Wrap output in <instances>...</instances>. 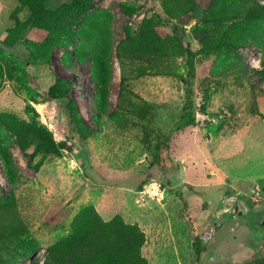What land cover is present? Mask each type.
I'll return each mask as SVG.
<instances>
[{"label":"rangeland","instance_id":"1","mask_svg":"<svg viewBox=\"0 0 264 264\" xmlns=\"http://www.w3.org/2000/svg\"><path fill=\"white\" fill-rule=\"evenodd\" d=\"M37 1L0 0V264H67L59 243L110 220L145 264H264V0H88L63 28L39 16L70 0ZM47 131L65 148L36 151Z\"/></svg>","mask_w":264,"mask_h":264},{"label":"trees","instance_id":"2","mask_svg":"<svg viewBox=\"0 0 264 264\" xmlns=\"http://www.w3.org/2000/svg\"><path fill=\"white\" fill-rule=\"evenodd\" d=\"M44 0H38V3H43ZM89 7L88 0H70L62 4L51 19L39 16L41 25L54 23L59 27H72L78 22V18ZM264 10V6H259ZM45 22V23H43ZM182 24H174L173 31L176 37L180 38L179 29ZM225 45H230L229 43ZM189 55L191 52L188 51ZM189 68L193 69V63L189 58ZM65 80L60 77L55 78V82L48 88L47 97L56 102H64L66 106L65 113L67 124L71 132L77 133V130L83 129L81 119H76L72 115V108L74 109V101H72L67 94V86ZM70 84V83H69ZM70 102V104H69ZM192 102H188L185 110L187 111L186 123L194 122V114L192 113ZM63 110V107L61 105ZM81 125V128H80ZM64 142H55L52 138L51 132L47 131L43 134L41 141L36 146L37 150H44L45 152H55L58 149L65 148ZM157 164L159 168L166 166L173 167L175 163L168 153V140L162 141L158 145ZM39 165H36L38 168ZM77 222H75L76 224ZM80 229V228H79ZM143 242L142 234L136 227L123 225L116 220L108 222L98 221L91 223L86 229L73 232L66 241H62L59 245H64L65 253L64 259L67 264H145L143 258L139 255L138 249ZM198 238L195 240V247H198ZM56 247V246H55ZM52 254V248L48 251ZM43 264H51V261H45Z\"/></svg>","mask_w":264,"mask_h":264},{"label":"built area","instance_id":"3","mask_svg":"<svg viewBox=\"0 0 264 264\" xmlns=\"http://www.w3.org/2000/svg\"><path fill=\"white\" fill-rule=\"evenodd\" d=\"M249 197L254 202H261L262 200H264V193L262 187L256 185Z\"/></svg>","mask_w":264,"mask_h":264},{"label":"water","instance_id":"4","mask_svg":"<svg viewBox=\"0 0 264 264\" xmlns=\"http://www.w3.org/2000/svg\"><path fill=\"white\" fill-rule=\"evenodd\" d=\"M246 209V207L245 206H240L239 204H236L235 206H234V210H233V212L236 214V215H240V214H242L243 213V211Z\"/></svg>","mask_w":264,"mask_h":264},{"label":"crops","instance_id":"5","mask_svg":"<svg viewBox=\"0 0 264 264\" xmlns=\"http://www.w3.org/2000/svg\"><path fill=\"white\" fill-rule=\"evenodd\" d=\"M234 202L237 203V204H239V203L237 202V200H235V198H234ZM245 207H246V206H245ZM246 209H247V207H246ZM246 209H245V210H246ZM245 210H244V211H245ZM244 211H243V212H244Z\"/></svg>","mask_w":264,"mask_h":264}]
</instances>
